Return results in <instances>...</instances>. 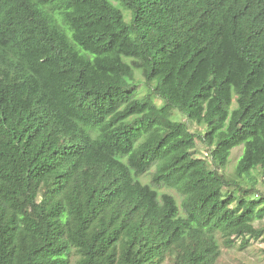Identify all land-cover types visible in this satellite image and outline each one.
<instances>
[{
	"label": "trees",
	"instance_id": "trees-1",
	"mask_svg": "<svg viewBox=\"0 0 264 264\" xmlns=\"http://www.w3.org/2000/svg\"><path fill=\"white\" fill-rule=\"evenodd\" d=\"M257 174L264 0H0V264H218Z\"/></svg>",
	"mask_w": 264,
	"mask_h": 264
},
{
	"label": "rangeland",
	"instance_id": "rangeland-1",
	"mask_svg": "<svg viewBox=\"0 0 264 264\" xmlns=\"http://www.w3.org/2000/svg\"><path fill=\"white\" fill-rule=\"evenodd\" d=\"M172 118L173 119H180V120H186L185 116L179 113L177 110H174L172 112ZM189 128L193 132H202L204 130V126L197 124V123H191L189 124ZM244 146L243 144H239L235 146L230 155L229 162L227 164L225 172L227 174H232L234 171V168L238 162V159L240 158L242 152H243ZM197 155H205L206 153V147L203 143L200 141H197L196 151ZM153 171V168L150 172ZM259 179V188L264 193V185L261 183L260 179L261 177L257 174ZM141 180L144 182H148L150 180V173L145 174L141 176ZM168 191L176 195L175 191L172 189H166L161 188L160 191ZM259 223L256 222V225ZM76 260V255L73 256L72 263H74ZM168 264V263H164ZM218 264H264V241L259 240H250L249 244L245 247H240L239 243H236L235 245L231 247H225L222 246V253L218 260Z\"/></svg>",
	"mask_w": 264,
	"mask_h": 264
}]
</instances>
